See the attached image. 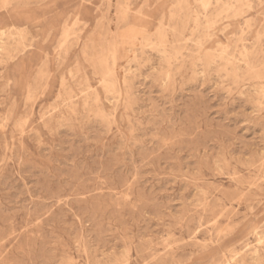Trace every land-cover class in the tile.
<instances>
[{"label":"rangeland","instance_id":"374dc122","mask_svg":"<svg viewBox=\"0 0 264 264\" xmlns=\"http://www.w3.org/2000/svg\"><path fill=\"white\" fill-rule=\"evenodd\" d=\"M0 264H264V0H0Z\"/></svg>","mask_w":264,"mask_h":264},{"label":"bare ground","instance_id":"6f19581e","mask_svg":"<svg viewBox=\"0 0 264 264\" xmlns=\"http://www.w3.org/2000/svg\"><path fill=\"white\" fill-rule=\"evenodd\" d=\"M124 7H125V6H124ZM126 10H127V8H126ZM219 15H220V14H219ZM171 16H172V15H171ZM173 19H174V18H173ZM106 23H107V22H106ZM182 25H183V24H182ZM63 40H64V39H63ZM63 40H62V42H63ZM185 41H186V40H185ZM185 41H184V42H185ZM80 45H81V44H80ZM60 51H61V50H60ZM178 54H179V51H178ZM175 56L177 57V55H175ZM224 63H225V62H224ZM248 69H249V68H248ZM103 78H104V76H103ZM108 78H109V77H108ZM256 78H257V77H256ZM44 79H45V78H44ZM100 80H101V79H100ZM45 81H46V80H45ZM117 81H118V80H117ZM99 84H100V83H99ZM103 85H105V84H102V86H103ZM105 86H107V85H105ZM105 86H103V87H105ZM81 89H82V87H81ZM111 89H112V88H111ZM119 91H120V90H119ZM105 93H106V92H105ZM85 94H86V93H85ZM109 95H111V94H109ZM86 97H87V95H86ZM86 97H85V98H86ZM94 98H95V97H94ZM70 105H71V104H70ZM255 257H256V256H255ZM226 263H227V262H226Z\"/></svg>","mask_w":264,"mask_h":264}]
</instances>
